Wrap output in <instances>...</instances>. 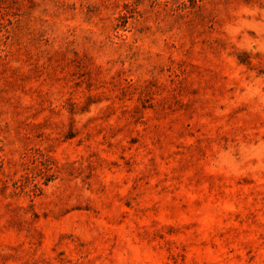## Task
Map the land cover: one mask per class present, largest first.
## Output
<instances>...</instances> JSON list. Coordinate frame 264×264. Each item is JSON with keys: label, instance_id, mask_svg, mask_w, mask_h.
<instances>
[{"label": "rangeland", "instance_id": "obj_1", "mask_svg": "<svg viewBox=\"0 0 264 264\" xmlns=\"http://www.w3.org/2000/svg\"><path fill=\"white\" fill-rule=\"evenodd\" d=\"M0 264H264V0H0Z\"/></svg>", "mask_w": 264, "mask_h": 264}]
</instances>
